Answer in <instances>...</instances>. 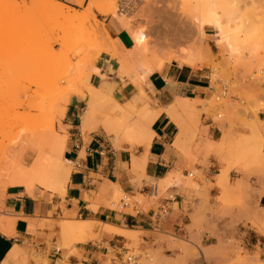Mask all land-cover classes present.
Masks as SVG:
<instances>
[{
	"label": "rangeland",
	"instance_id": "374dc122",
	"mask_svg": "<svg viewBox=\"0 0 264 264\" xmlns=\"http://www.w3.org/2000/svg\"><path fill=\"white\" fill-rule=\"evenodd\" d=\"M19 1L25 2L26 0ZM100 1L104 8L101 6L99 10H93L92 12L89 11L88 5L85 7L83 2L80 4L81 11L77 10V12L83 16L87 15L86 18H88L87 21L84 22L85 24L82 23L84 27L75 20L65 21L67 24L62 22L64 29L68 26L69 30L73 32L67 34H70V38L74 32L76 35V31H80L77 27L80 26L84 28L85 31L82 29V31H80L81 33L83 32L82 34L80 32L78 33L82 35L81 39L72 36L73 39L70 41H76L77 39V44L76 42L75 44L78 45V47H76V45L74 47L73 45L71 46V43L67 45V41L62 43V40H58V38L64 40V38H60L63 28H61V31H57V29L59 30V28L62 27L61 23L59 24L61 25L60 27L53 23L50 28L51 25L47 22V25H42L43 19V21L39 20L41 25L39 24L40 26L36 28L35 31L28 33L27 36H22V39L19 38L22 41H13L15 43V47H13V45L11 46L13 42L7 39L6 35L15 30V25H10L9 23L8 25H4L0 23L1 189L4 190L10 185H26L29 187L39 185L55 193L60 191L57 180L55 179V166L65 158L68 143L71 139L70 132H73V128L67 123L68 121L65 115L69 105H65V97L72 95V99L79 94L78 97L85 99L89 94L91 86L95 88L110 86L112 96L117 95L118 97L120 94L115 93L117 85H110L108 82L117 79L122 86H127L128 84L133 85L132 77L135 80H139V88H136L137 86L135 84V86H133L139 91L144 92L143 87L148 79L143 83L144 80L142 78L147 70L150 68L152 69L155 66V62L162 58L164 53L169 52L170 49L173 51L186 50L194 43L193 40L196 39V35H194L195 32L192 30L193 26L190 24L193 20L191 17L196 8L195 2H197V0ZM102 10H105L106 13L103 12L105 15L102 13ZM249 13L251 15L252 12ZM106 14L115 16L121 25L123 24L121 21L127 20L131 23L130 25H132V27L134 26V33L144 32L151 41V44L148 46L147 54H145L142 59L139 58L137 62L132 64L130 66L131 68L129 67L130 69L128 71L130 72L128 73L131 76L130 79L118 75L119 63L110 56L112 61H116L113 63L114 70L111 72L110 76L101 74L100 70L97 68V64L101 60V55L106 54V51L101 52L100 50L105 49L101 46H105L104 42L106 43L108 37L112 40L110 41L112 44H110L108 40L106 49H112V46L115 45L113 42L118 44L116 46H119L118 49L114 46L116 47L115 49L122 53L125 51V55H128V52L134 49V41L131 47H125L119 40H114L110 37L104 29V22L102 21V18L108 16ZM253 18L250 20L252 21ZM258 19H256V21H258ZM69 21L71 24L75 21V25H68ZM77 24L79 26H76ZM123 28L127 30L125 26ZM50 29L54 30L55 33L54 31L50 32L52 31ZM50 33L55 37L50 35ZM128 33L133 38V34L131 35L129 31ZM166 33H168L170 39H182H180L178 43H173L171 47L161 45L160 43L164 40L165 35H167ZM86 34L89 35L88 39L86 38ZM105 36L108 37L105 38ZM33 37H37L40 41L43 40L37 42L36 45L30 48H26L28 51L27 55H25V49L22 48V46ZM93 37H95V39ZM206 38L210 52L201 50L203 54L201 51L200 54L198 53L200 56L196 54V56H198H195L193 59L194 61L196 60L197 63L195 61L191 68L206 72L214 92L211 100L201 102L199 109L196 107L197 110L195 111L196 113L194 112L195 114L193 113L194 116L192 115L191 117L192 112L189 111L190 114L183 111L182 115L185 113L190 119L193 124L192 133L195 137L194 139L200 138V141H202L201 127L202 116L204 115L207 116V118L213 117L215 120H221L229 116L232 121H234L235 128L239 131L234 137L225 136L217 145L218 154H221L222 162L225 164L222 170L225 168V170H229V183L223 191V189L218 187L217 176L215 177V188L219 189L221 192L218 197H215V232L211 233V236L215 238V246L209 248L203 246L202 241L208 231L205 219L197 221L193 226L187 228L191 233L189 238L162 236V241L169 243L168 250L172 251V253H166L163 249L158 251L143 250L141 248L142 241L140 237L138 239L137 234H135L136 237L134 239H129L131 243L126 247L129 253L134 252L140 255L141 264H193V262L200 261L203 258H205L208 264H264V259L262 258L263 250L260 248L262 247L260 245L264 244V233L259 227L251 223L255 215L264 216V207L260 202V199L264 196V120L261 121L259 118L261 113L264 112V68L262 69L264 62L261 60L264 58V46L257 59L258 61H255L253 58H250V60L249 58H247V60L245 58L246 65H244V62L243 64L240 62L244 61V59L239 61L233 60V62L227 60L225 57V49H223L224 47L222 45L219 46L220 43L217 40L214 30L207 29ZM47 39H50L51 41H49L51 43L47 42ZM44 40H47L46 44L49 43V45L46 46ZM42 42H44L45 48L44 44L41 45ZM18 43L20 44L18 45ZM102 43L104 45H101ZM19 48L23 51V54L20 52ZM37 48L41 49L37 50ZM91 53L93 56L91 55L90 57ZM259 60L261 61L259 62ZM261 62L263 64H261ZM171 64L180 65L176 61H167L164 68ZM247 64H252L250 69ZM95 69L99 70L96 74L93 72ZM94 75H97L96 79ZM101 80L102 82L99 83ZM98 84L99 87H96ZM72 90L75 92H72ZM83 116L84 115H81V118H83ZM102 117H104V115H95L94 118L96 119L92 121L93 127L94 122L96 125L100 122L99 125H102ZM138 121L137 118H132L133 124L142 127ZM74 124L79 125L77 118L76 121L74 120ZM53 139L66 140V147L60 150V152L62 151L61 153L59 150H57L58 153L52 150L54 144L51 143ZM108 141L116 150L121 149L123 144L139 146L135 141L125 139L123 135L116 141L108 137ZM84 155L85 154L82 153L81 158H83ZM55 156L59 157L56 158ZM134 156L135 155H132V158ZM74 168L75 165L72 164L70 166L71 174L72 171L75 170ZM33 169L39 170L36 177L30 174V171L32 172ZM233 171L243 174V178L236 179V177H232L231 173ZM143 172V170H140L135 173L136 179L133 181V184L137 187H141V181L144 177ZM25 173L30 176H26ZM191 174L193 176L189 177L186 181L191 182L196 180V183L201 182L203 190L212 186L209 182L206 183V178L195 169H191ZM25 177H29L30 179H25ZM154 184L155 182L153 185ZM196 187L200 188L198 185H196ZM166 190V188H159L157 198H144L141 195H137L134 198H130V200L136 202L140 209L144 208V210H147L152 205L157 204L156 201L158 198L167 196ZM108 194L110 196L107 202V207L109 209L127 214H135V212L130 209H122L121 204V208L119 207L120 200L126 195L131 197L130 195L120 192L118 193L116 201L113 193ZM199 211L204 213L208 212L203 208H200ZM204 216L205 215H203V218ZM261 218L264 219V217ZM2 219L3 217L0 212V228L3 227L4 220ZM60 221L63 231L64 225L73 224L77 220L65 216L61 218ZM93 224L94 227L100 230L102 229V225H98L95 222L87 223L89 226ZM94 230L95 228H93L84 239L79 238V236H72L69 240L64 239L63 244L59 243L57 247L60 249L74 248L79 242L84 243L90 239L99 238L100 234L94 235ZM258 242L259 244L257 247H251ZM252 250L256 252H252ZM31 254L35 256L33 250ZM127 255L128 254L124 255V260Z\"/></svg>",
	"mask_w": 264,
	"mask_h": 264
},
{
	"label": "crops",
	"instance_id": "0c3cea01",
	"mask_svg": "<svg viewBox=\"0 0 264 264\" xmlns=\"http://www.w3.org/2000/svg\"><path fill=\"white\" fill-rule=\"evenodd\" d=\"M53 1L81 11L78 0ZM89 2L85 0L83 5L86 7ZM102 21L112 39L119 40L125 47L133 45L132 37L115 16H105ZM114 62L107 54H102L97 68L101 74L110 76ZM108 83L117 85L115 93L120 95L113 97L120 104L133 102L142 108L151 101L148 104L154 108L153 111L159 110L158 118L151 126V142L141 146L123 144L121 149L116 150L109 144L101 125H95L91 132L82 133L81 115L87 112L89 96L85 99L74 96L65 114L67 123L73 128L65 158L75 165V170L65 184V192L55 193L39 185L0 188V212L4 220L0 228V264H123L124 255L129 253L126 246L131 243L129 239L136 237L135 234L138 239L140 237L143 250L163 249L166 253H172L168 250L169 243L162 241V236L189 238L191 233L187 228L204 219L208 231L203 238V246H215V238L211 236L215 232V197L221 193L215 188V177L219 188L221 174L227 171L229 177V170H222L225 164L221 154H218L217 145L225 136L234 137L239 131L229 116L215 120L204 115L200 141V138L194 139L193 124L185 113L167 115L169 113L166 112L179 97L193 100L195 111L200 108L201 102L211 100L214 90L206 72L178 64L163 67L143 87L149 101L133 85L122 86L117 79ZM98 113L95 114L104 115L102 111ZM263 113L259 116L261 121L264 120ZM76 118L79 125L74 124ZM82 153L85 154L83 158ZM132 155L135 156L132 158ZM135 158L138 163H144L142 169L134 167ZM191 169L201 173L206 183L212 186L203 190L201 182L186 181L193 176ZM140 170L144 171V177L141 187H137L133 181L136 179L135 173ZM231 176L243 178V174L237 171H233ZM154 182L156 191L153 189ZM159 188H166L167 196L158 198L157 204L147 210L140 209L138 214L122 213L107 207L108 193H113L117 201L120 192L133 198L137 195L145 198L152 194L158 196ZM260 202L264 207V196ZM161 205L170 208V215L157 228L153 217ZM200 208L208 212L199 211ZM65 216L75 218L76 222H95L102 225V229L93 224L83 232L75 230L65 237L60 221ZM93 228V234H100L99 238L79 242L74 248L57 247L72 236L86 238ZM123 231L131 233L125 236L121 233ZM258 244L251 247L255 248ZM260 246L264 259V244ZM32 250L35 256H32ZM15 252H19L18 256L12 258L11 254ZM193 264L208 263L203 258Z\"/></svg>",
	"mask_w": 264,
	"mask_h": 264
},
{
	"label": "bare ground",
	"instance_id": "6f19581e",
	"mask_svg": "<svg viewBox=\"0 0 264 264\" xmlns=\"http://www.w3.org/2000/svg\"><path fill=\"white\" fill-rule=\"evenodd\" d=\"M83 1L84 0H78L77 3L81 4ZM101 6L103 7L102 2L100 0H91L89 5H88V9L90 12H92L93 10H99L101 8ZM195 7L196 8H195L194 12L192 13L193 16L191 17V19H193V20H192V23L190 24L191 26H193L192 30H194V32H195L194 35H196V39L193 40L194 43L192 45L190 44L191 46L186 50L185 49L184 50L178 49L179 51H173L170 49L169 52L164 53V56L155 62V66L153 65L154 67L152 69L150 68L147 70V72L145 73V75L142 78L144 80L143 83L145 82V80L150 79L151 76H154L155 74L160 73L167 61L168 62L176 61L180 64V66L192 67L196 61V60L194 61V59H193L196 56V54H198V53L200 54L201 50H205L206 52L209 51L207 38H206L207 29H210V30L212 29L216 32L217 40L220 43L219 46L222 45L224 47L223 49H225V57L227 58V60L233 62V60L239 61V60L244 59V61H240L242 64L244 62V65H246L245 64V58H246V60H247V58H249V60H250V58L251 59L253 58L255 61H258L257 59L259 58L261 50L263 49V46H264V0H197V2H195ZM103 12L106 13L105 10L104 11L102 10V13ZM249 12H252L251 15ZM108 14H106V15H108ZM86 17H87V15L86 16L85 15L83 16L82 14L80 15V13H78L77 10L73 9L72 7H69V6L65 5L64 3L56 2L53 0H26L25 2H20L19 0H0V23H2L4 25H6V24L8 25V23H9L10 25L12 24V25H15L14 27H16L13 32L8 33L6 35V38L10 39L12 42L13 41L16 42V40L22 41L19 38H21L22 36H25V35L27 36L28 33H32L33 31H35V29L41 25L40 24L41 22L39 20L43 19L44 21L42 20L43 21L42 25H47V23H48L49 25H51L50 28L52 27L53 23L56 26H58L60 23L62 24V22H65L68 20H70V21L75 20L76 22H79V24H81L82 27H84V24H85L84 22L87 21V19H88ZM251 18H253L252 21L250 20ZM256 19H258V21H256ZM70 21H69L68 25L71 24ZM75 21L73 23L74 25H75ZM255 21H256V24H255ZM44 22L45 23L47 22V23L45 24ZM121 22H123V24H124V25L122 24L123 27L125 26V28L131 33V35L133 34L132 40L134 41V49H132L130 52H128V55L127 54L125 55V53H124L125 51L122 53V52H119L116 50V49H118L119 46H116L118 44H116L114 42H113V44H115L114 46H116L117 48L112 46L114 49L113 48L112 49H110V48L106 49L107 41L109 40V42H110L112 40L108 36H105V38L108 37L109 39L107 38L106 43L104 42L105 46H101V47L102 48L104 47L106 50L103 48L104 50H100V51L101 52L106 51V54L108 56H110L112 59H115L118 61L119 69H118L117 73L119 76L125 77V78L127 77L130 79L131 76L128 73V72H130V71H128L131 68L130 66L132 64H134L135 62H137V60H139V58L142 59V57H144L145 54H147L148 46H149V44H151V41L149 40L148 36L144 32L134 33L133 32L134 26L132 27V25H130L131 23L128 22L127 20H123ZM82 23H84V24H82ZM64 24H67V22H65ZM73 24H71V25H73ZM60 26L61 25H59L58 27H60ZM76 26H79V25L77 24ZM191 26H190V28H191ZM66 27L67 28L64 29L63 24H62V27H60L59 30L57 29V31H61V28H63L62 32H61L62 36L60 38H64V40L59 39V38H58V40H62L61 41L62 43H64V41L65 42L67 41L66 42L67 45L68 44L70 45V43H71V46L73 45V47H74L77 44V42H76L77 39H76V41H72L73 43L70 42L71 39H73L72 36L75 38L78 37L81 39L82 35H80L78 33L80 31L84 30V28H82L80 26L77 27V29H80V31L77 30L76 35L74 32V34L71 35V38H70V34L69 35H67V34L70 32L71 33H73V32L71 30H69L68 26H66ZM90 29H91V27H90ZM50 30H52V29H50ZM54 30H55V27H54ZM54 30H52L50 32H53ZM54 33H55V31H54ZM104 34H105V31H104ZM104 34H103V36H104ZM166 34L167 35H165L164 40L160 44L165 45L167 47L173 46V43L174 44L178 43L180 41V39H182V38H180L179 40H175V39L173 40V39L169 38L168 33H166ZM29 35H31V34H29ZM50 35L55 37L51 33H50ZM50 35H49V37H50ZM58 35H59V32H58ZM77 35H79V36H77ZM52 36H51V39H52ZM88 36L89 35H87V37H86L87 39L89 38ZM90 36H92V35H90ZM75 38H74V40H75ZM93 38L95 39V37H93ZM47 40H44L45 44L47 42L51 41L50 39H49L50 41L49 40L47 41ZM54 40H55V38H54ZM41 41L37 37H33L32 39L25 42V45L22 46V48L25 49L24 54L27 55L28 50H26V48H30V47L36 45L37 42H41ZM3 42H4V40H3ZM14 42L11 44V46L13 45V47H15ZM75 42H76V44H75ZM19 44L20 43H18V45ZM43 44H44V42L41 43V45H43ZM45 44H44V48L47 45H49V43L46 44V46H45ZM104 44L102 43L101 45H104ZM110 44H112V43L110 42ZM13 47H12V49H13ZM76 47H78V45H76ZM41 48H37V50L41 49ZM122 48H123V46H122ZM19 49H17V50H19ZM94 49L96 50L95 47H94ZM15 50H16V48H15ZM13 51H14V49H13ZM20 52L23 54V51H21V49H20ZM206 52H205V54H206ZM126 53H127V51H126ZM201 53H202V51H201ZM91 55H92V53L90 54V57H91ZM261 60H262V62H264L263 61L264 58H262ZM261 60H259V62ZM262 62H261V64H263ZM196 63H197V61H196ZM251 63H252V60H251ZM249 64H247V65L250 69L251 68L250 66L252 64L251 65H249ZM76 66H77V63H76ZM258 66H257V68H258ZM260 66H259V68H260ZM245 67H247V66H245ZM74 68H75V66H74ZM263 68H264V66H262V69ZM93 72L96 74L97 72H99V70L95 69V70H93ZM245 77H247V76H245ZM255 77H256V75H255ZM132 82L137 86L136 88H139V83H138L139 80L138 79L135 80L132 77ZM110 88H111L110 86H101L100 88H95V87L91 86V88L89 89V94H88L89 101L87 104L88 109H87L86 114L83 116L82 122H81V128H82L83 132L88 131V130H90L89 132H91V130L93 128V125H92L93 122L92 121L97 118V117L94 118L95 115L100 114V113H98V111H102L104 113V117H102L103 120L101 123L103 126L102 125L101 126L103 127L105 133L108 135V137L110 139L116 141V140H119V137L121 135H123V137L127 140L137 141L139 146H141L143 144L150 143L152 140V135H153V133L151 131V126H152L153 122L156 120V118H158L159 110L153 111L154 108L152 109L150 107V105L148 104L149 102L151 103V101H149L150 99L142 91H140V94L143 97H145V99H148L147 101H149L144 107L139 108L133 102H129L125 105H122L112 96ZM72 92H75V91L72 90ZM76 93H79V92H76ZM76 93H75V95H76ZM71 94H68V95H71ZM78 95L79 94H77V97H78ZM71 96L65 97L66 99H64V103L66 106L69 104ZM179 98H177L176 103H174L172 105V108H169V110L167 109L168 111H166V112L169 113L167 115H181L183 111L184 112L189 111V112H192V114H191V117H192L193 113L195 112V107L193 105L194 101L190 100V99L182 100L181 98L180 99ZM51 100H52V97H51ZM132 118L133 119L137 118L139 121H142V123H140V124H142L141 125L142 127H138V125L133 124ZM139 121H138V123H139ZM96 123H98V122H96ZM99 124H100V122L98 123V125ZM95 125L96 124L94 122V127H95ZM51 144H54L52 150L54 152L58 153L57 150H59V152H60V150H62L66 147V140L65 139H62V140L61 139L60 140H54L53 139ZM53 155H55V154H53ZM57 157H59V156H57ZM263 162H264V160H263ZM134 163H135L134 164L135 168L142 169L144 167V163L143 164L141 162L138 163L136 158L134 159ZM71 165H72V162L70 160L64 158L59 163H57L55 166V174H56L55 179L57 180L58 188H59L60 192H65V189H64L65 184L70 181V177H71L70 166ZM257 167H259V166H257ZM37 173H39V170H37V169H33L32 172L30 171L31 176L35 175L34 177H36ZM28 175L26 174V176H28ZM26 178H29V177H25V179ZM228 183H229V177H228V172L226 171V172H223L220 176L219 186L224 191L225 188L228 186ZM258 216L255 215L253 218V221H251V223L255 224V226L259 227V229L264 233V219L261 218L264 216H260V215H258ZM87 223H88L87 221L86 222L85 221H78V222H75L73 224H68L66 226L64 225L63 231H64L65 237H68L70 235V233L75 231V230L80 231V232L85 231V229H87L89 227V225H87ZM107 229H110V228H107ZM121 233L123 235L127 236L131 232L123 231ZM18 253L19 252L12 253L11 257L12 258L17 257Z\"/></svg>",
	"mask_w": 264,
	"mask_h": 264
},
{
	"label": "built area",
	"instance_id": "2783aa9c",
	"mask_svg": "<svg viewBox=\"0 0 264 264\" xmlns=\"http://www.w3.org/2000/svg\"><path fill=\"white\" fill-rule=\"evenodd\" d=\"M153 189H155V191L157 190L155 185H153ZM152 197L157 198L156 194H152L149 198ZM130 198L133 197H128L127 195L124 196L120 200L121 207L122 209H130L136 214H138L140 212V208L138 204L136 202H132ZM169 215H170L169 207H167L166 205H161L160 207H158V211L155 213L153 217V222L155 223V226H157V228H160L164 224V222L168 219ZM170 236L176 237L175 235H170ZM127 254L128 255L126 259L125 260L123 259V264H141L140 255H137L134 252Z\"/></svg>",
	"mask_w": 264,
	"mask_h": 264
}]
</instances>
